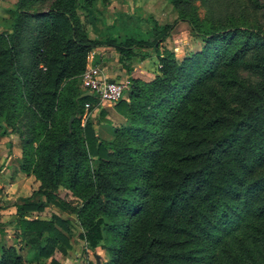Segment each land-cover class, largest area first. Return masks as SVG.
Returning <instances> with one entry per match:
<instances>
[{"label": "trees", "instance_id": "trees-1", "mask_svg": "<svg viewBox=\"0 0 264 264\" xmlns=\"http://www.w3.org/2000/svg\"><path fill=\"white\" fill-rule=\"evenodd\" d=\"M95 1L18 0L0 31V120L39 182L16 204L31 262L65 253L78 225L102 264H264V0H166L201 42L182 59L162 46L172 25L153 41L90 31ZM101 48L129 75L150 49L158 60L152 80L129 77L111 140L95 129L105 108L83 122L99 100L82 75ZM50 204L69 217L27 219ZM0 264L29 263L10 245Z\"/></svg>", "mask_w": 264, "mask_h": 264}, {"label": "rangeland", "instance_id": "rangeland-1", "mask_svg": "<svg viewBox=\"0 0 264 264\" xmlns=\"http://www.w3.org/2000/svg\"><path fill=\"white\" fill-rule=\"evenodd\" d=\"M18 0H0V31L7 28L11 20L10 12L15 9ZM96 12V13H95ZM203 15L204 9L200 8ZM177 12L173 6L166 0H96L94 12H91L88 21V29L92 32L104 35H133L137 38L153 41L162 34L163 26L172 25L166 36L161 38L162 46L174 52L177 57H185L201 47V42L192 35L187 23H177ZM106 53L116 52L114 48H101ZM150 63L143 64L146 70L150 65L152 71L157 69L158 60L154 49H150ZM119 54H115L112 59L113 65L100 66L103 69L109 66L113 70H122L118 59ZM109 68V70H111ZM107 69V68H106ZM112 70V71H113ZM141 70V68L139 69ZM139 70H137L139 72ZM119 71V70H118ZM134 72V71H133ZM136 73V76L138 75ZM102 105L88 113V118L95 119L99 114ZM98 109V110H96ZM116 112V113H115ZM111 112L110 118L101 117L103 124L99 125L98 134L106 140L113 139V130L125 124V119L117 110ZM96 115V116H95ZM0 205L4 210L0 215V223L3 224L5 232L0 233V254L3 247L10 245L16 247L18 252L29 264L32 263V257L37 251L30 246H26L19 237L20 230L15 227L16 222V204L25 200L38 199L34 194L39 187V182L34 176H27L20 170L22 163V153L19 135L12 132L11 129L0 120ZM60 199L71 205H80V201L75 198L70 191L60 188L58 192ZM68 211H62L56 205H48L43 212L34 213L27 216V219L50 220L53 216L68 218ZM72 223L75 217L70 218ZM13 223V224H10ZM75 237H71V248H65V253L61 247L56 248L54 253L44 259H40L41 264H51L52 259L59 264H98L96 256H100V264L110 259L109 254L102 247L96 250L87 248L78 234L81 228L78 225L69 227ZM8 230V231H6ZM39 261V260H38Z\"/></svg>", "mask_w": 264, "mask_h": 264}, {"label": "built area", "instance_id": "built-area-1", "mask_svg": "<svg viewBox=\"0 0 264 264\" xmlns=\"http://www.w3.org/2000/svg\"><path fill=\"white\" fill-rule=\"evenodd\" d=\"M98 53L99 51L95 50L88 56L87 69L82 75V86L96 96L100 105H114L124 98V93L130 85L129 78L114 80L111 83L101 66L93 63ZM89 108L90 104L87 103L83 122L87 119Z\"/></svg>", "mask_w": 264, "mask_h": 264}, {"label": "crops", "instance_id": "crops-1", "mask_svg": "<svg viewBox=\"0 0 264 264\" xmlns=\"http://www.w3.org/2000/svg\"><path fill=\"white\" fill-rule=\"evenodd\" d=\"M115 54H118V52L114 51L112 52L111 54H108L106 53L103 49H101V51H99L98 54L95 55V59H94V64H99L101 65L102 63H104L105 65L109 62L108 65H113V60L112 57L115 55ZM157 57V56H156ZM151 54H150V57L146 60H143V61H140V62H135L133 64V71L131 75L127 74V72L125 70H121L120 71V68L118 70H113L111 69L109 66L105 67L103 65V70L105 72V75L110 79V80H121V79H126V78H129L130 76L134 77V78H140L144 81H150L154 78L156 72H157V69L155 71H152V68L150 65H147V68L148 69H144L143 68V64H148L150 63V59H151ZM178 59H182L183 56H181V58L177 57ZM107 68V69H106ZM109 68L111 70H109ZM141 68V70H139ZM113 70V71H112ZM139 70V72L137 71ZM138 72V75L136 76V73ZM103 108H105L106 110V114H105V119H108L110 118V115L112 114L111 112H115V109H114V106L113 105H102ZM98 110V109H96ZM100 110V109H99ZM116 113V112H115ZM99 114V113H98ZM96 116V115H95ZM95 118V117H94ZM97 124L95 125V129L96 131H98V128H99V125L103 124L104 122L99 121V122H96ZM3 212V211H2ZM8 231V230H6ZM5 232V231H4Z\"/></svg>", "mask_w": 264, "mask_h": 264}, {"label": "water", "instance_id": "water-1", "mask_svg": "<svg viewBox=\"0 0 264 264\" xmlns=\"http://www.w3.org/2000/svg\"><path fill=\"white\" fill-rule=\"evenodd\" d=\"M114 80H110V82L112 83ZM85 95H87V96H92L93 94H92V92H86L85 94H84V96ZM73 121H74V117H71V119H70V121H69V127L71 128V126H72V123H73ZM96 259H97V263L98 264H100V256H96Z\"/></svg>", "mask_w": 264, "mask_h": 264}]
</instances>
